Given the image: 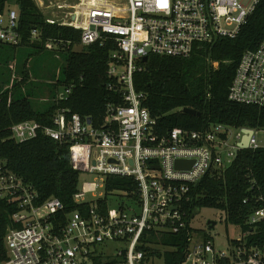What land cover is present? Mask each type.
<instances>
[{"label": "built area", "instance_id": "1", "mask_svg": "<svg viewBox=\"0 0 264 264\" xmlns=\"http://www.w3.org/2000/svg\"><path fill=\"white\" fill-rule=\"evenodd\" d=\"M46 22L81 30L83 47L101 42L111 44L108 88L119 101L106 106L102 127L66 107H59L52 123L24 120L11 127V138L19 142L45 135L68 144L74 169L97 173L96 181H83L74 198L95 202L105 197L108 176L133 177L138 198L124 197L114 210H103L94 201L86 214L75 211L63 224L59 215L64 203L51 196L40 201L37 190L0 160V199L14 208L4 241L7 259L0 264H106L96 263L101 245L117 241L124 245L116 255L119 264H144V234L153 230L178 233L191 225L189 203L192 188L214 168L230 165L241 148V127L229 145L233 126L223 123L206 130L174 127L157 131V119L138 91L136 73L144 69L150 55L190 57L202 45L221 38H236L249 21L260 0H34ZM0 10V44L19 45L20 9ZM49 15V16H48ZM33 37L37 29L32 30ZM215 67L218 62H213ZM66 88L58 100L68 99ZM229 99L249 105H264V38L255 49L246 50L229 89ZM91 121V122H90ZM249 148H259L257 129ZM229 145V147H228ZM227 146L226 158L222 147ZM177 160L192 162L189 169L176 167ZM111 197H119L111 195ZM248 199H245L246 203ZM247 217L239 239L227 249L201 237L190 245L181 264H264V239L253 243L264 223V195ZM95 203V204H94ZM195 216V214H194ZM193 216V217H194ZM192 217V218H193ZM90 263H85L87 260Z\"/></svg>", "mask_w": 264, "mask_h": 264}, {"label": "trees", "instance_id": "2", "mask_svg": "<svg viewBox=\"0 0 264 264\" xmlns=\"http://www.w3.org/2000/svg\"><path fill=\"white\" fill-rule=\"evenodd\" d=\"M10 1L20 4L19 45H32L42 50L48 41L59 42L67 49V62L62 80L55 86L71 87L68 99H55L45 109H37L29 97H15V92L29 80V73L23 70L22 77L13 87L0 90V160L6 166L33 185L40 201L51 196L64 203L59 215L63 224L68 215L75 211L84 214L92 202L79 203L75 194L81 187V172L70 162L69 148L45 135L19 142L11 138V127L20 121L36 120L51 124L59 107L86 116L97 127H102L106 106L111 101H119L118 93L108 88L112 79L108 75L111 44L96 42L74 50L81 42V30L46 22L34 0H0V10ZM37 29L33 38L32 30ZM264 38V0H260L249 21L236 38H221L211 46L202 45L190 57L150 55L144 62V69L136 73L135 84L138 91L147 94L146 106L157 119V131L166 133L174 127L206 130L211 125L223 123L235 128H264V105H249L229 99V89L243 53L255 49ZM213 62H218L215 67ZM193 108L200 114L184 111ZM137 189L133 177L108 176L105 197L95 203L103 210L108 208L111 195L138 198L133 194ZM190 216L205 207L223 210L227 219L247 228L249 214L256 207V198L264 195V147L246 148L238 151L234 161L221 168H214L191 191ZM248 199L245 203L244 200ZM94 203V204H95ZM14 208L6 200L0 199V263L7 259L5 235L10 226H16L10 215ZM260 233L252 236L253 243L264 239V223ZM194 229L189 224L178 233L153 230L145 233L143 263L156 258L165 264H181L190 245ZM204 238L210 236L205 232ZM96 263L101 257H94ZM118 262L110 258L106 264Z\"/></svg>", "mask_w": 264, "mask_h": 264}, {"label": "rangeland", "instance_id": "3", "mask_svg": "<svg viewBox=\"0 0 264 264\" xmlns=\"http://www.w3.org/2000/svg\"><path fill=\"white\" fill-rule=\"evenodd\" d=\"M7 7L17 9L16 1H10ZM49 16V15H48ZM37 36L32 39H36ZM81 44H77L74 50H81ZM67 60V49L64 45L55 41H48L42 50H37L32 45H20L14 47L8 43L0 44V90L13 87L22 77L23 70L29 73V80L15 92V97H29L37 109H45L55 99L59 98L61 93L66 90L65 85L55 86L54 83L62 80L64 68ZM257 141L264 146V128L257 129ZM238 133L235 127L230 128L228 144L236 143L234 135ZM228 145V147H229ZM227 146L222 147L223 156L226 158ZM99 175L97 173H81V185L83 181H96ZM88 201H95V198L88 194ZM124 197H111L109 199L110 207L114 210L124 202ZM209 220L216 221L213 229L209 228ZM191 226L194 229V241L203 237L207 233L214 240L216 247L227 249L231 245V240L239 239L242 236L240 225H236L227 219L223 210L205 207L198 211L191 219ZM124 245L117 241H111L101 245L98 253L102 261L115 258L123 249ZM90 259L85 263H90ZM119 264V263H112ZM139 264V263H137ZM144 264H165L164 259L156 258L146 261Z\"/></svg>", "mask_w": 264, "mask_h": 264}, {"label": "water", "instance_id": "4", "mask_svg": "<svg viewBox=\"0 0 264 264\" xmlns=\"http://www.w3.org/2000/svg\"><path fill=\"white\" fill-rule=\"evenodd\" d=\"M145 62L147 61V57H144L143 59ZM185 112L191 113V114H200V112H197L195 109L193 108H189V107H185L184 108ZM91 122V121H90ZM244 132V137L242 138V140L239 143V147L241 149H246L249 148V140L251 137V134H253V129L251 128H246L243 130ZM192 166V162L188 161V160H177L176 161V167L180 168V169H189ZM196 214V213H195ZM216 221L214 220H209L208 225L210 229H213L216 225Z\"/></svg>", "mask_w": 264, "mask_h": 264}]
</instances>
